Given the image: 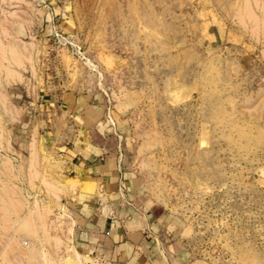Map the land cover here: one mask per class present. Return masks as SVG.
Wrapping results in <instances>:
<instances>
[{
	"label": "rangeland",
	"instance_id": "374dc122",
	"mask_svg": "<svg viewBox=\"0 0 264 264\" xmlns=\"http://www.w3.org/2000/svg\"><path fill=\"white\" fill-rule=\"evenodd\" d=\"M80 95L127 122L182 264H264V0H0V264L88 259L78 182L55 197L42 182L68 177L55 149Z\"/></svg>",
	"mask_w": 264,
	"mask_h": 264
},
{
	"label": "crops",
	"instance_id": "0c3cea01",
	"mask_svg": "<svg viewBox=\"0 0 264 264\" xmlns=\"http://www.w3.org/2000/svg\"><path fill=\"white\" fill-rule=\"evenodd\" d=\"M69 102L76 127L55 151L60 170L78 182L66 200L74 247L104 251L115 264H182V239L162 237L164 213L140 190L137 145L125 119L102 117L101 105L82 95Z\"/></svg>",
	"mask_w": 264,
	"mask_h": 264
},
{
	"label": "bare ground",
	"instance_id": "6f19581e",
	"mask_svg": "<svg viewBox=\"0 0 264 264\" xmlns=\"http://www.w3.org/2000/svg\"><path fill=\"white\" fill-rule=\"evenodd\" d=\"M86 58V57H85ZM89 63H87V65H88ZM5 156V155H4ZM38 156H39V153H38V151H37V148H36V146H35V141H32L31 142V151H30V153H29V155H28V165L29 166H35V164H36V162H37V160H38ZM42 182H44V185H45V189L47 190V192H49L50 194H52L54 197L55 196H58L59 194H60V191H66V190H68V189H70V187H74L75 186V180H73V179H71V178H66L65 179V181H60V180H57V179H53L52 181H49L47 178H45V177H43L42 178ZM6 190H5V193L8 195V196H10V197H12L13 196V194H14V189H12V188H10V187H8V185L6 184ZM70 191V190H69ZM55 201V200H54ZM19 203H17V205H18ZM46 207H45V209L46 210H48L49 209V205H45ZM50 210V209H49ZM33 211H35L34 210V208H33ZM32 211V209H30V211H29V213H31V212H33ZM64 215L65 216H67L68 214L66 213V212H64V211H62V210H59L58 212H56V216L59 218V217H64ZM1 226V225H0ZM4 234H2V237L3 238H5L6 240H7V238H8V235H7V233L6 232H3ZM13 244H14V242L13 241H8V244L6 245V247H5V250L6 251H9V249H11V248H13L14 249V247H13ZM20 248H22V249H24L23 248V246H21L20 245ZM73 250H74V252H75V254L74 255H76V257L75 258H78V260L79 259H81V258H83V257H88V256H86L85 254H82V253H79V251L76 249V248H74V246H73ZM72 250V251H73ZM6 251H4V254H6L7 252ZM21 259V256L20 255H18V256H16V261L17 260H20ZM50 259V258H49ZM67 260V259H66ZM78 264V263H77ZM79 264H86L85 262H83V260L81 259V262L79 263Z\"/></svg>",
	"mask_w": 264,
	"mask_h": 264
},
{
	"label": "built area",
	"instance_id": "2783aa9c",
	"mask_svg": "<svg viewBox=\"0 0 264 264\" xmlns=\"http://www.w3.org/2000/svg\"><path fill=\"white\" fill-rule=\"evenodd\" d=\"M85 255L88 256L86 264H115L108 253L101 250L86 251Z\"/></svg>",
	"mask_w": 264,
	"mask_h": 264
}]
</instances>
